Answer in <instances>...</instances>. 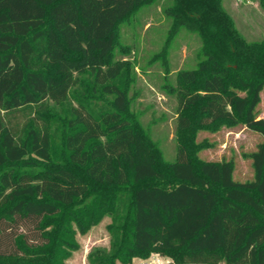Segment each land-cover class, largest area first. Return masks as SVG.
<instances>
[{"label":"trees","instance_id":"1","mask_svg":"<svg viewBox=\"0 0 264 264\" xmlns=\"http://www.w3.org/2000/svg\"><path fill=\"white\" fill-rule=\"evenodd\" d=\"M156 0H0V264H68L111 216L110 247L90 264L152 253L177 264H264V140L203 160L200 129L244 124L264 136V37L249 40L223 0H171L169 38L201 39L197 65L164 87L178 100L177 159L133 110V65L120 25ZM128 51V50H127ZM23 118V121H22Z\"/></svg>","mask_w":264,"mask_h":264},{"label":"rangeland","instance_id":"2","mask_svg":"<svg viewBox=\"0 0 264 264\" xmlns=\"http://www.w3.org/2000/svg\"><path fill=\"white\" fill-rule=\"evenodd\" d=\"M169 2L171 0H156L128 17L120 25L119 42L124 51L117 52L118 58L131 62L136 74L131 91L135 95L133 110L159 143L165 158L174 161L177 159L178 100L167 92L164 84L166 79L174 82L179 70L197 65L201 57V39L186 28H181L173 38H169L172 20L164 11ZM223 3L249 40L264 37V0H223ZM258 114L264 118V88ZM263 140L260 132L244 124H224L217 130L200 129L196 137L197 142L205 143L199 151L203 160H234L233 177L237 181L254 177L252 159L245 154L256 150ZM111 219L110 215H105L86 233L77 232L79 248L67 259L68 264H90L88 254L92 247H110L107 226ZM117 264L122 263L118 261ZM133 264L177 263L167 256L152 253L148 258L135 257Z\"/></svg>","mask_w":264,"mask_h":264}]
</instances>
